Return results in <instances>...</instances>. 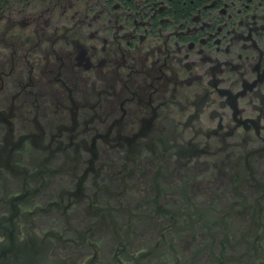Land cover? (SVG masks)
<instances>
[{
    "label": "flooded vegetation",
    "instance_id": "1",
    "mask_svg": "<svg viewBox=\"0 0 264 264\" xmlns=\"http://www.w3.org/2000/svg\"><path fill=\"white\" fill-rule=\"evenodd\" d=\"M39 1L0 19V264H264V0Z\"/></svg>",
    "mask_w": 264,
    "mask_h": 264
},
{
    "label": "rangeland",
    "instance_id": "2",
    "mask_svg": "<svg viewBox=\"0 0 264 264\" xmlns=\"http://www.w3.org/2000/svg\"><path fill=\"white\" fill-rule=\"evenodd\" d=\"M25 2H26V0L25 1H15L13 3L23 4ZM32 2H40V1L39 0H32ZM35 7H32V9L35 8ZM17 8H20V6L19 7H16V9ZM3 14H4V16H2ZM8 16H9V8H7V9H5V10H3V11L0 12V19L8 18ZM0 24H2L1 21H0Z\"/></svg>",
    "mask_w": 264,
    "mask_h": 264
},
{
    "label": "trees",
    "instance_id": "3",
    "mask_svg": "<svg viewBox=\"0 0 264 264\" xmlns=\"http://www.w3.org/2000/svg\"><path fill=\"white\" fill-rule=\"evenodd\" d=\"M15 1H25V0H0V12L9 8V5Z\"/></svg>",
    "mask_w": 264,
    "mask_h": 264
}]
</instances>
